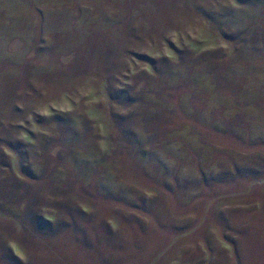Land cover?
Wrapping results in <instances>:
<instances>
[{
    "label": "rangeland",
    "instance_id": "rangeland-1",
    "mask_svg": "<svg viewBox=\"0 0 264 264\" xmlns=\"http://www.w3.org/2000/svg\"><path fill=\"white\" fill-rule=\"evenodd\" d=\"M0 264H264V0H0Z\"/></svg>",
    "mask_w": 264,
    "mask_h": 264
}]
</instances>
